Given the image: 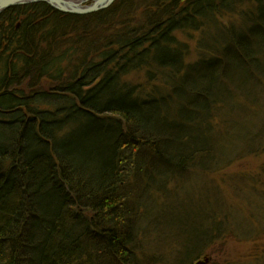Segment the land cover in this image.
Masks as SVG:
<instances>
[{"label":"trees","instance_id":"1","mask_svg":"<svg viewBox=\"0 0 264 264\" xmlns=\"http://www.w3.org/2000/svg\"><path fill=\"white\" fill-rule=\"evenodd\" d=\"M241 1L0 14V264H157L144 245L156 209L181 217L195 175L264 152V0L236 26ZM200 32L193 60L177 34ZM217 225L198 230L188 264Z\"/></svg>","mask_w":264,"mask_h":264},{"label":"rangeland","instance_id":"2","mask_svg":"<svg viewBox=\"0 0 264 264\" xmlns=\"http://www.w3.org/2000/svg\"><path fill=\"white\" fill-rule=\"evenodd\" d=\"M235 10L234 22L236 26H243V20H249L253 13L258 12V5L253 2L251 5V1L243 0L237 2ZM259 13L260 24L263 25L261 21L264 20V9L262 11L259 8ZM227 18L224 19L225 22L228 21ZM177 35L188 42L190 58L196 59L195 46L201 32L193 37L180 33ZM130 78L142 82L145 76L143 72H137L131 74ZM262 106L264 108V103ZM263 116L261 112L259 117ZM257 123L262 124V119H258ZM247 154L245 158L238 156L235 162L215 176L208 173L206 176L195 175L186 184L187 189L179 193L180 200L175 201L181 217L167 221L166 211L156 209V216H150L151 224L146 226L149 235L145 233L148 236L144 242L146 254L154 258L152 261L157 264H172L169 259L179 255L186 263L189 256L202 248L198 230L203 228L208 233L205 229L214 228L218 224L223 230L221 237L218 241H209V246L203 252L212 256L209 264H264V177L261 179L256 174L259 170L261 172L260 168L264 165V152ZM254 178H257V183ZM154 212L155 210L151 214ZM211 213L217 217L210 219ZM171 224L175 229L167 231L165 235L158 234ZM187 224L189 226L186 227ZM192 262L194 263L191 261V264Z\"/></svg>","mask_w":264,"mask_h":264},{"label":"water","instance_id":"3","mask_svg":"<svg viewBox=\"0 0 264 264\" xmlns=\"http://www.w3.org/2000/svg\"><path fill=\"white\" fill-rule=\"evenodd\" d=\"M88 4V2H90ZM115 0H0V14L8 8L27 5L37 2H45L53 8L71 14H86L98 10L106 9L111 6ZM212 256L204 255L194 262V264H209Z\"/></svg>","mask_w":264,"mask_h":264},{"label":"bare ground","instance_id":"4","mask_svg":"<svg viewBox=\"0 0 264 264\" xmlns=\"http://www.w3.org/2000/svg\"><path fill=\"white\" fill-rule=\"evenodd\" d=\"M116 1H117V0H115L112 4H114ZM112 4H111V5H112Z\"/></svg>","mask_w":264,"mask_h":264}]
</instances>
